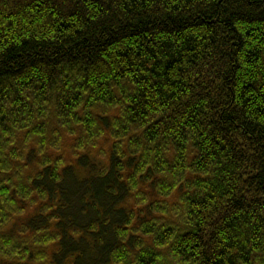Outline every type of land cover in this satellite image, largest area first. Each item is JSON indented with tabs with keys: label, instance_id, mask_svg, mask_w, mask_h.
<instances>
[{
	"label": "trees",
	"instance_id": "trees-1",
	"mask_svg": "<svg viewBox=\"0 0 264 264\" xmlns=\"http://www.w3.org/2000/svg\"><path fill=\"white\" fill-rule=\"evenodd\" d=\"M0 264H264V0H0Z\"/></svg>",
	"mask_w": 264,
	"mask_h": 264
},
{
	"label": "rangeland",
	"instance_id": "rangeland-1",
	"mask_svg": "<svg viewBox=\"0 0 264 264\" xmlns=\"http://www.w3.org/2000/svg\"><path fill=\"white\" fill-rule=\"evenodd\" d=\"M94 162H95V161H94ZM81 174H82V175H84V174H86V172H85V171H83V172H81ZM85 177H86V175H85Z\"/></svg>",
	"mask_w": 264,
	"mask_h": 264
}]
</instances>
